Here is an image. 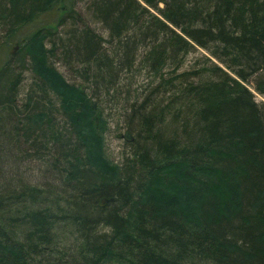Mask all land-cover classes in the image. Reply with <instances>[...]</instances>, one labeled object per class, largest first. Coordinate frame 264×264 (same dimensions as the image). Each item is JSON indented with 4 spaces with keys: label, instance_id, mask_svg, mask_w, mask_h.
I'll list each match as a JSON object with an SVG mask.
<instances>
[{
    "label": "trees",
    "instance_id": "1",
    "mask_svg": "<svg viewBox=\"0 0 264 264\" xmlns=\"http://www.w3.org/2000/svg\"><path fill=\"white\" fill-rule=\"evenodd\" d=\"M140 73L113 164L104 101ZM254 93L264 0H0V264H264Z\"/></svg>",
    "mask_w": 264,
    "mask_h": 264
},
{
    "label": "rangeland",
    "instance_id": "2",
    "mask_svg": "<svg viewBox=\"0 0 264 264\" xmlns=\"http://www.w3.org/2000/svg\"><path fill=\"white\" fill-rule=\"evenodd\" d=\"M199 53L203 54L204 56L210 58L208 54L203 52L202 50H197ZM198 57V53H193L187 57V63L185 64L184 69H189L192 67L193 62L196 63ZM213 63L216 61L210 58ZM58 72L66 79V81L70 84H80L82 81L80 78H77L75 75H72L71 71L68 68H65L61 63L55 62L53 65ZM27 78L29 79L30 76L26 74ZM30 80V79H29ZM121 85L119 88L120 97L117 101L115 98L111 102L104 101V116L107 117L106 128L107 131L103 132V142L101 145L102 153H104V160H108L113 164L120 162V160L124 157L125 149H124V140L123 136L125 131V127L123 124L124 114H126L127 104L126 102L133 101L138 95L141 94L143 89H145L148 84H151L153 81L155 82L156 79L153 76H149L145 73L140 74H130L128 75L127 79L124 80L121 78ZM27 84V83H26ZM82 84V83H81ZM253 92V91H252ZM256 101L264 102V98L260 97L256 93H254ZM110 99V98H109ZM129 99L128 101H126ZM98 159H92V163L97 162ZM32 161V165H33ZM110 165V164H109ZM34 184L39 185L40 182H34Z\"/></svg>",
    "mask_w": 264,
    "mask_h": 264
}]
</instances>
